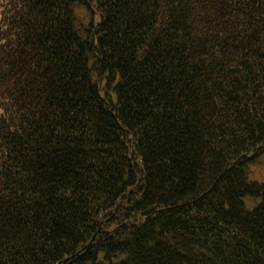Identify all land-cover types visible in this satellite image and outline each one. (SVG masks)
Wrapping results in <instances>:
<instances>
[{
  "label": "trees",
  "instance_id": "1",
  "mask_svg": "<svg viewBox=\"0 0 264 264\" xmlns=\"http://www.w3.org/2000/svg\"><path fill=\"white\" fill-rule=\"evenodd\" d=\"M0 7V264H264V0Z\"/></svg>",
  "mask_w": 264,
  "mask_h": 264
},
{
  "label": "rangeland",
  "instance_id": "2",
  "mask_svg": "<svg viewBox=\"0 0 264 264\" xmlns=\"http://www.w3.org/2000/svg\"><path fill=\"white\" fill-rule=\"evenodd\" d=\"M0 19H1V7H0ZM251 170L253 172L251 179L256 182H263L264 181V158L254 163L251 166ZM248 205L251 206L252 202L248 201Z\"/></svg>",
  "mask_w": 264,
  "mask_h": 264
}]
</instances>
